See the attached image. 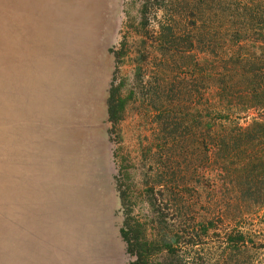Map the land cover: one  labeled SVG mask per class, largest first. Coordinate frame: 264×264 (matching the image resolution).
<instances>
[{"label": "rangeland", "instance_id": "rangeland-1", "mask_svg": "<svg viewBox=\"0 0 264 264\" xmlns=\"http://www.w3.org/2000/svg\"><path fill=\"white\" fill-rule=\"evenodd\" d=\"M144 1L0 0V35L7 24L11 34L9 52L0 44V264H129L119 172L130 177L148 236L156 208L177 229L216 214L211 185L191 194L170 182L182 181L184 165L182 55L153 43L163 10H150L140 28ZM169 1L179 2L172 9L182 21V0L159 5ZM11 3L17 13L8 23ZM111 104L121 107L116 122ZM244 115L241 125L264 120L254 110ZM160 177L153 195L148 188ZM226 200L225 223L233 226L235 215L264 243V209ZM260 256L264 263V250Z\"/></svg>", "mask_w": 264, "mask_h": 264}, {"label": "trees", "instance_id": "trees-1", "mask_svg": "<svg viewBox=\"0 0 264 264\" xmlns=\"http://www.w3.org/2000/svg\"><path fill=\"white\" fill-rule=\"evenodd\" d=\"M173 4L145 0L140 13V28H145L147 13L163 10L165 17L157 24L153 43L164 55H182L184 165L182 181L170 182L181 193L191 194L199 193L197 185L202 192L211 185L220 198L212 218L182 229L168 226L156 208L159 217L148 236L146 224L134 214L130 177L124 167L116 188L123 215L119 232L133 257L129 264H264L260 256L264 243L241 230L235 215H231L233 226L225 223L231 210L228 195L243 199L255 210L264 209V120L239 124L249 110L257 117L264 114V0H182V21L174 20ZM116 93L114 88L112 100ZM120 110L109 106L112 122L119 119ZM162 179L153 182L149 192L160 196Z\"/></svg>", "mask_w": 264, "mask_h": 264}, {"label": "crops", "instance_id": "crops-1", "mask_svg": "<svg viewBox=\"0 0 264 264\" xmlns=\"http://www.w3.org/2000/svg\"><path fill=\"white\" fill-rule=\"evenodd\" d=\"M16 9H17L16 6H15V9H13L12 3H11L9 6V10L7 11L8 17L6 19H7L8 23H10V20L14 16L15 12L17 13ZM11 11H13L14 14L11 13ZM19 13H20V10H19ZM9 29H10V26H9V24H7V26H5V30L3 31V34L0 35V44L4 45V51L5 52L6 51L9 52L8 50H10L9 47H10L11 42H9V37H11V34H10V31L9 32L7 31ZM3 35H4V38H3ZM16 39H18V44L21 45V34L16 36Z\"/></svg>", "mask_w": 264, "mask_h": 264}]
</instances>
